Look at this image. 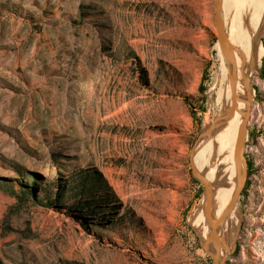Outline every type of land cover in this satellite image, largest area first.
<instances>
[{
	"label": "rangeland",
	"instance_id": "rangeland-1",
	"mask_svg": "<svg viewBox=\"0 0 264 264\" xmlns=\"http://www.w3.org/2000/svg\"><path fill=\"white\" fill-rule=\"evenodd\" d=\"M215 6L0 0V264H215L219 225L208 251L196 226L208 186L224 197L230 181L207 186L192 160L230 117L237 79L224 53L223 67ZM243 37H259L263 58L221 259L264 264V16Z\"/></svg>",
	"mask_w": 264,
	"mask_h": 264
},
{
	"label": "bare ground",
	"instance_id": "bare-ground-1",
	"mask_svg": "<svg viewBox=\"0 0 264 264\" xmlns=\"http://www.w3.org/2000/svg\"><path fill=\"white\" fill-rule=\"evenodd\" d=\"M235 1L238 2L240 0H221V7H223V10L227 9L226 11L229 10L232 14L228 20L229 22L227 21L229 25L228 30L227 32L225 31L230 47L227 43H224V48L221 44L219 45L223 58V67H225V64L228 62V60L223 55L224 53L229 56L230 60L232 61V65L231 67H229L230 72L232 71V73L237 75L235 83L232 84V87L228 91L230 102L227 103V109L225 110V113H229L230 117H227L228 115L226 116L227 118L222 122L221 126H219L215 134L212 137H209L208 141H201V143L198 144L197 150L194 151L195 153H193L194 155L192 159L193 164L198 169V171H201L200 169H204L203 172H205L206 166L209 165L208 163L210 161L209 171L203 173V176L205 178L204 181L206 182L205 184L207 186L209 185V180L212 181V184L223 183L222 180L226 179V176L227 181H230V186L228 189L218 187L221 189V192L224 193V197L216 195L212 191L211 186H208L206 212H201L200 222H198L196 226V230L200 235H202V239L206 243L210 241L211 237L215 235L214 234L213 236H211L213 232V225L216 224V222H219V229L217 226L215 230L216 233L218 229V234L214 236L209 248V253H212V255L218 257L219 262L222 260L221 257L228 248V240L231 237L232 231L234 229L230 222L229 216L233 214L235 209V205L233 207H231V205L239 187L238 177L242 174L243 171L242 164L238 165L236 160L237 167L233 165L229 174V165L227 164L228 162H226L231 151V147L229 148V146L233 141L239 140L240 138L246 114L250 110L249 108L251 105V101H253V91H251V78L259 72L257 60L261 62L263 58L261 54V43L259 41V37L257 39V44L255 40L256 37L246 41L247 37L244 39L243 30H248L251 34L258 30L264 16V2H262L263 0H241V2H243L245 12L242 9L244 14L240 15L238 14V12H235V8L233 9L234 6L232 7ZM233 59L249 60L251 64H245L238 61H235L233 63ZM254 70L255 72H253ZM245 104L246 106L244 109ZM244 112L245 116L242 120ZM235 158L237 159V148ZM237 181L238 187L234 196H232V186ZM211 194L213 196V203L209 214H207L208 199ZM219 201L222 204L218 203ZM227 216L231 227L228 237L227 233L229 231V222L227 220ZM220 237L222 238L219 239ZM213 245L214 251L212 248ZM216 245L218 248L216 247Z\"/></svg>",
	"mask_w": 264,
	"mask_h": 264
},
{
	"label": "water",
	"instance_id": "water-1",
	"mask_svg": "<svg viewBox=\"0 0 264 264\" xmlns=\"http://www.w3.org/2000/svg\"><path fill=\"white\" fill-rule=\"evenodd\" d=\"M215 7H216L215 24H216V29H217V33H218V39H219L220 44L224 48V43L229 44V42H228L227 35H226L225 29L223 27L222 19H221V0H216V6ZM229 47H230V44H229ZM249 115H250V110L246 114L245 122L243 123L241 135H240V138L238 140L237 159L236 160H237L238 165L242 164L243 171H242V174L239 176V187H238L236 196L232 202L231 207H233L237 203V200H238L240 193L242 191L243 181H244V178L246 177L247 169H248V162L245 159L244 153H243V142L245 139ZM193 172L202 182L205 183L203 176L195 168H193ZM212 200H213V196L211 194L209 196V199H208V212H207V214H209L210 209L212 208V203H213ZM218 224H219V222H216V224L213 225V232H212L211 236H213L215 234V230H216ZM208 247H209V241L205 243L204 249L206 251H208ZM210 255L213 257L215 264H223L222 260L219 262L218 257H216L215 255H212V253H210Z\"/></svg>",
	"mask_w": 264,
	"mask_h": 264
}]
</instances>
